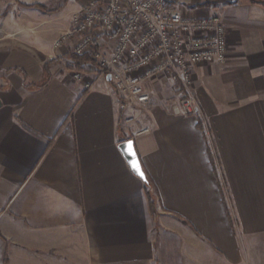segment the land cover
Instances as JSON below:
<instances>
[{
  "label": "crops",
  "instance_id": "obj_1",
  "mask_svg": "<svg viewBox=\"0 0 264 264\" xmlns=\"http://www.w3.org/2000/svg\"><path fill=\"white\" fill-rule=\"evenodd\" d=\"M173 1L228 30L227 61L193 69L201 117L85 88L69 41L0 50V264H264V0Z\"/></svg>",
  "mask_w": 264,
  "mask_h": 264
},
{
  "label": "built area",
  "instance_id": "obj_2",
  "mask_svg": "<svg viewBox=\"0 0 264 264\" xmlns=\"http://www.w3.org/2000/svg\"><path fill=\"white\" fill-rule=\"evenodd\" d=\"M66 41L71 42L69 53L77 56L98 47L96 65L73 73L76 80L89 77L85 88L93 89L103 79L123 98L147 107L155 97L148 84L167 76L184 91L162 102L177 115L202 116L194 95V67L228 59L222 16H189L173 0H88L55 48L63 49Z\"/></svg>",
  "mask_w": 264,
  "mask_h": 264
},
{
  "label": "rangeland",
  "instance_id": "obj_3",
  "mask_svg": "<svg viewBox=\"0 0 264 264\" xmlns=\"http://www.w3.org/2000/svg\"><path fill=\"white\" fill-rule=\"evenodd\" d=\"M67 0H0V50L8 47H21L24 45L35 46L44 43H51L52 50H57L54 42L69 32L73 27V18L75 14L83 7L78 5L80 0H76L74 8L61 10L55 13H43L37 8H24L23 3L46 4L49 8L64 6ZM187 1L179 0L180 4L187 5ZM203 6H209L211 0H200ZM6 17H2L7 13ZM54 17H57L56 23ZM65 19V21H64ZM67 19H70L67 21ZM54 24L57 26L54 27ZM54 35L55 38H54ZM71 39H69L70 41ZM67 42V41H66ZM70 53L62 57L63 62L59 65L62 69L68 68V58ZM71 63V62H70ZM159 82V83H157ZM167 76L161 77L148 84L149 91L157 98L160 93L166 97L175 98L184 94V91L178 89Z\"/></svg>",
  "mask_w": 264,
  "mask_h": 264
},
{
  "label": "trees",
  "instance_id": "obj_4",
  "mask_svg": "<svg viewBox=\"0 0 264 264\" xmlns=\"http://www.w3.org/2000/svg\"><path fill=\"white\" fill-rule=\"evenodd\" d=\"M259 3L264 6V1H259ZM23 6L25 7H38L39 9L45 11V12H51L52 10L51 9H48L45 5L43 4H39V3H36V4H22ZM5 15V14H3ZM2 15V16H3ZM98 52V47H95V49L91 52V53H88L86 55H83V56H77V55H74V54H71L70 55V59L72 61V63L74 65H77V66H81V65H87V64H94L96 65V59H95V56ZM53 63V62H52ZM50 65L51 63H47L44 65V71L46 72V79L44 80V82H42L41 84L37 85V87H44L49 79H50ZM22 72V70H21ZM23 73V72H22ZM24 77L26 78L25 74H24ZM145 185H146V195L148 197V201H149V205H150V210L152 211V213H155V199L153 197V193H152V190H151V182H150V179L147 178V180L145 181Z\"/></svg>",
  "mask_w": 264,
  "mask_h": 264
},
{
  "label": "water",
  "instance_id": "obj_5",
  "mask_svg": "<svg viewBox=\"0 0 264 264\" xmlns=\"http://www.w3.org/2000/svg\"><path fill=\"white\" fill-rule=\"evenodd\" d=\"M108 78L110 79V76H108ZM119 147L122 150L134 174L140 177L142 180L146 181L147 176L143 169L138 151L136 149L135 141L133 139L123 141L121 142Z\"/></svg>",
  "mask_w": 264,
  "mask_h": 264
}]
</instances>
